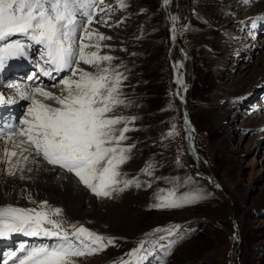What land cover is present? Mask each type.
<instances>
[{"label":"rangeland","instance_id":"obj_1","mask_svg":"<svg viewBox=\"0 0 264 264\" xmlns=\"http://www.w3.org/2000/svg\"><path fill=\"white\" fill-rule=\"evenodd\" d=\"M105 3L113 9L105 17L107 25L92 27L111 37L101 42V54L113 56L111 63L123 73L125 106L110 115L128 118L123 144L134 145L120 171L141 186L97 198L73 175L48 166L70 176L62 175V181L71 189L55 190L57 204L32 191L6 206L37 208L46 201L62 209L69 231L72 225L83 226L113 239L99 253L73 258L75 264L129 259L133 264H264V36L254 35L264 27V8L257 0ZM26 43L25 55L40 70L47 67L42 47ZM24 69L14 70L7 80L33 76L39 78L36 86L49 90L40 70ZM6 91L2 94L10 96ZM149 164L154 165L150 176L143 171ZM51 176L58 178V173ZM173 188L177 195L199 191L203 198L176 209L153 207ZM71 196L75 199L68 201ZM70 202L73 216L66 208ZM174 226L180 238L160 240L167 233L153 234ZM169 241H175L171 248ZM141 242L144 258L137 262L128 253ZM56 243L55 238L18 233L0 246V263L13 251L20 255L21 244L30 250Z\"/></svg>","mask_w":264,"mask_h":264},{"label":"snow or ice","instance_id":"obj_2","mask_svg":"<svg viewBox=\"0 0 264 264\" xmlns=\"http://www.w3.org/2000/svg\"><path fill=\"white\" fill-rule=\"evenodd\" d=\"M119 3L126 7L124 0ZM111 11L105 0H0V68L6 59L23 57L29 46L26 42H31L42 47L47 66L40 70L44 76L52 78L53 73L69 72L67 78L60 79L58 92L39 86L31 90L16 88L19 97L29 100L31 106L19 130L0 134V164L8 166L9 175L32 171L29 164H46L73 175L97 198H112L133 185L141 186L138 180L125 179L120 171L134 147L123 144L125 133L130 131L128 118L110 115L125 106L123 73L111 63L113 56L101 54V42L111 37L92 27L94 23L107 25L105 17ZM5 102L0 96V103ZM153 170L154 165L149 164L143 171L150 176ZM157 198L159 203L153 207L176 209L198 202L203 196L199 191L177 195L173 188L167 197ZM61 217L62 209L50 208L46 201L37 208L0 206V237L15 232L58 241L30 250L21 244V254L13 251L3 264H75L73 258L99 253L114 244L112 238L83 226L72 225L69 231ZM179 231L174 226L157 228L153 234L167 233L159 237L166 240L171 236L180 238ZM173 243L169 241L168 247ZM141 251L144 242L128 255L139 262L144 258Z\"/></svg>","mask_w":264,"mask_h":264},{"label":"bare ground","instance_id":"obj_3","mask_svg":"<svg viewBox=\"0 0 264 264\" xmlns=\"http://www.w3.org/2000/svg\"><path fill=\"white\" fill-rule=\"evenodd\" d=\"M257 1L261 5L260 7L264 8V0H257ZM260 12H262V10H260ZM26 50H28V47ZM26 53L27 51H25V54ZM25 54L23 57L6 59L4 61V66L0 68V79H2L0 81V88H2L0 90V96L4 97L6 101L5 103H0V125H3L5 127L9 125L11 121L17 120V127L15 128L16 130H19V128L22 127V125L20 124V121L23 120L24 117L27 115V110H26L27 105L26 104L29 102V100L22 99L18 105L11 104L9 103V101L6 100L7 96L2 94V91L6 89L8 91L4 93L7 95H11L15 93L16 91L14 89L15 87L19 89H24V90H31L33 87H36V82L34 78L31 81L28 80L26 82H23L21 79L5 81V78H6L5 74L8 73L10 69H15L17 66L19 68H22L26 64L28 67H36V68L38 67L37 64H34L30 60V58H28V55H25ZM260 60L264 62V55L263 57L260 58ZM83 67L85 69L88 68V66H83ZM56 75L58 76L57 79L62 77L60 73H54L52 78L48 77L49 91L53 90L54 92H58L60 85L59 84L57 85V82H56L57 79L54 77ZM14 84H16V86ZM263 93H264V90H263ZM16 98L21 99L18 94ZM28 167H31L32 171L25 170V172L22 174L18 172L15 176H12L8 174V166L0 164V205L5 204L6 206V204H16V200L19 199L18 195H20L23 192H26L29 194L32 191H33L34 197L43 196L44 198H48L52 203L57 204L58 201L60 200L57 198V192L55 191L56 188L59 186L63 187L61 188L62 190L72 188L71 186L63 185V181H62L64 176L66 178L67 177L69 178L71 175L69 176V175L59 172L57 169L49 168L48 165L46 164H40V163L29 164ZM53 171L58 173V176H57L58 178H55V176H51V173ZM21 175H23L25 178L21 179L20 178ZM9 182H11V184H9ZM71 182L74 183V181H71ZM57 183L58 185H55ZM40 184L44 186V189L40 188V189L35 190L34 186H38ZM48 190H51V191L48 192ZM68 195H70V193ZM74 199L75 198L71 196L68 201H71ZM71 207H72L71 202L69 203V205H66V208L68 209L70 215L73 216ZM99 216L100 215L96 213L95 218L97 219V221L101 222L103 218L102 217L99 218ZM15 235L16 233L13 232L11 234H5L4 237H0V246L3 245V242L4 243L9 242L12 239L11 236H15ZM0 264H3V263H0ZM9 264H13V262L9 261Z\"/></svg>","mask_w":264,"mask_h":264}]
</instances>
